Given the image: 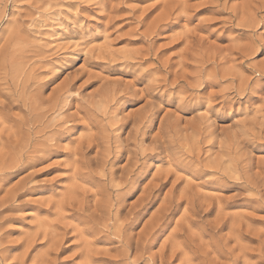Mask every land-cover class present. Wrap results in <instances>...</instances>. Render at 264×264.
<instances>
[{
  "label": "rangeland",
  "instance_id": "rangeland-1",
  "mask_svg": "<svg viewBox=\"0 0 264 264\" xmlns=\"http://www.w3.org/2000/svg\"><path fill=\"white\" fill-rule=\"evenodd\" d=\"M163 13L171 14L159 21ZM156 22L169 26L156 30ZM67 94L68 107L50 109ZM144 111L135 147L132 123ZM65 113L78 117L54 140L50 135L65 127L58 121ZM84 114L90 133L108 141L101 150L128 139L124 149L154 148L158 155L134 183L120 216L150 181L153 164L177 171L173 198L189 181L196 202L210 204L190 227L203 235L205 258L186 250L183 260L147 262L161 243L169 247L175 240L168 233L185 207L181 201L172 224L154 232L144 255L134 260L141 252L132 248L124 264H232L231 255L240 258L235 264H264V0H0V264H114L122 250L112 235L93 241L88 208L73 216L76 192H85L89 208L113 195L98 169L82 178L85 170L66 148L84 139ZM125 160L112 169L125 167ZM235 164L247 173L231 172ZM172 180L133 219L128 234L143 231ZM214 203L225 207L218 230L212 229ZM231 225L242 231L233 233Z\"/></svg>",
  "mask_w": 264,
  "mask_h": 264
},
{
  "label": "bare ground",
  "instance_id": "bare-ground-1",
  "mask_svg": "<svg viewBox=\"0 0 264 264\" xmlns=\"http://www.w3.org/2000/svg\"><path fill=\"white\" fill-rule=\"evenodd\" d=\"M163 15H164V13L161 15L162 17H160L159 21L165 20V18L167 19V17L169 16L167 13L164 16ZM180 16L181 15H179V16L177 15L178 18L177 17H175V18L179 19ZM162 23H163V21H162ZM253 23H254V21H253ZM247 25L248 24H246V26ZM168 26H169V24H167V25L166 24L165 25L160 24L159 25L156 22L154 25V29L156 28V30L157 29L160 30L162 28V30H163V28L168 27ZM248 26L250 27V25H248ZM250 53H252V52H250ZM261 69H262V67L260 68V71H261ZM64 88H65V90L62 88L64 90L63 92H69V90H68L69 87L68 88L64 87ZM37 89H40V87L37 86ZM60 91H62L61 88H60ZM35 92H37V91H35ZM111 93H113V92H111ZM61 94L63 95V93H61ZM69 94L64 96V98L62 100L59 97L60 95H58L57 99L52 103V106L50 109L55 111L56 109L62 110V109H65L64 107H68L70 105V102H71V100L68 99L70 97ZM104 101H106V100H104ZM60 102H61V104L59 105ZM31 109H33V108H31ZM146 112L147 111H144L142 115L138 116V118L133 119V121H134L132 123V124H134L133 139L135 142V144H134L135 147H137L136 146L137 145L136 136L142 135L141 129L143 127L144 120L146 118V116H145ZM77 117H78L77 114L74 115V114L65 113L64 118L62 119L59 116V119L61 118L62 120L60 119L58 121H62L61 123H63L62 125L64 127L65 126L64 124H66V123L70 124V122H73ZM79 119L81 120V121L79 120L81 127L86 130L85 134H84V139L82 141H80L78 144H76V145L74 144L73 146H68L66 148H68L70 150L72 156L77 157V160H75V162H78L79 165H81V168L83 170H85L84 173H81L82 171L80 172L82 175H84V177H82V176L81 177L84 179L91 177L92 172L95 171V170H92V167H94L93 169H98V173L100 175H102V177L105 176L108 180V183L111 184L110 188H112L111 191L113 192V195L110 193L109 195L105 196V198L103 200H101L99 202H98V200L97 201L96 200L91 201V202H93V204L91 205L92 208L90 207L91 210H89L90 208L88 207V204L86 201L87 195L85 194V192L83 194H77V192H76L75 193L76 198L74 197L75 198L74 201L72 203L71 202L70 203L73 207H75L77 209V211L73 214V216H75V217H79L80 214L86 213L85 211L88 208V210H87L88 212L85 214V216L87 218V221L89 223H91V225H92L90 231L93 232V241H102L105 238L107 240H109L110 239L109 236H111V235L120 239L122 250H120L119 254L117 256H115V258L112 262L114 264H124L125 261L129 258V250L132 248L136 251V253H137V251H139V253L141 252V254H133L132 258L134 260L141 258L144 255L147 247L150 245L151 237L153 236L154 232H156L158 230H165V227H163L162 224H169L172 222V220H173L172 218L174 217L173 215L177 212V206L179 205V203L181 201L185 202V207H184V209H182V211L180 210L182 213L178 216V218L176 217L175 221H173V227H172V229H170L168 234H169V237L171 239H175V240L177 237L183 236V240H176V241L174 240L173 242L170 243L169 247L166 246L167 244L165 245L164 243H161L159 248H158L159 251L157 254L155 252L148 254L147 259L149 261H147V262L148 263L153 262L155 260V258L159 259L160 261L164 260L166 263H169L171 260H173L175 258H180V260H183L182 256H184L186 250L192 251V252L196 253L198 256H202L203 258H205L206 252L204 251V249L201 248V247H203L202 246L203 242H201V236H203V235H201V232L199 235L192 233L190 231V227H191V225L196 223L194 217H201V215H199V213L200 212L204 213V211L210 209L209 208L210 204L204 205L203 202H200V203L196 202L198 199L196 200L194 193H190L191 188L188 191V188L190 187V183H188L189 181L184 182L185 185L180 190L178 197L173 198V195L176 192L175 189L177 187L176 182L180 178L176 173L177 171L174 170L176 172H175V174H173L174 171L169 169V167H168L169 165L167 166L168 168H161V169L158 168L157 169L156 167L158 165L153 164V165H155V170L152 172V176H151L150 181L148 183L146 182L147 183V184H145L146 186L145 187L143 186L144 189L141 190V193L139 194V196L137 197L135 202L132 203V206H131L132 209L129 212L124 213L122 216H120V214L122 212L123 202H124L125 198L127 197L128 194H130L134 190L133 189L134 185H135L134 183H136L142 177V175L144 173H146L144 170V167H147L146 165L149 163V161L153 160L154 158H158V155L156 154V152H154V150H153L154 148L153 149H151V148L150 149H145V148L144 149H140V148L138 149L137 148V149H133V150H130L128 148L124 149L125 148L124 145L128 143V142H126L128 139L127 140L125 139L126 141H125L124 145L122 144L123 142L115 141L114 144H116V143L117 144L115 146L113 145L114 146V148L112 147L113 149L111 148V144H110V146H107L106 148H103V150H101V147H99V146L101 144H105V143L107 145L108 141L104 140L105 141L104 142V141L100 140L99 138H97L94 134L90 133V131H89L90 128H88V127H90L89 124L91 122V119L87 114H84L82 116L79 115ZM77 126L78 125L76 123V124L72 125V128H75ZM57 127L58 126H56V128ZM123 127H124V125L122 124L117 129H122ZM68 129H70V127L68 128V126H65L64 128H60L57 131L55 130L56 132L54 134L50 135V138L55 140L56 138L63 136L64 131L68 130ZM48 139H49V137H48ZM138 141L140 143L143 141L142 136L140 137V139H138ZM153 141H155V140H152V142ZM48 142H50V141H47V143ZM255 146H256V144H255ZM93 148H95L96 150L90 156L89 153L91 152V150ZM123 157L126 158V160H125V163L127 162L126 166L125 167H117L115 169H112V167L115 165L116 161H118L119 159H121ZM168 162H169V160H168ZM173 163H174V160H173ZM175 167H178V166H175ZM244 167L245 166L239 167V165L235 164V166L231 169V172L238 174V172L243 171V173L245 174V173H247V171L245 170ZM179 170H181V169H179ZM191 170H187V171H190L191 174L193 173L195 175L197 169L195 171H193V169H191ZM77 171L78 170H76V172ZM199 172L201 173V171H199ZM199 172H197V174L200 177L201 174H199ZM231 172H229L228 174H230ZM202 173H203V171H202ZM197 174H196V176H197ZM171 176H173V180L170 182L171 184H170V187L168 189V193L166 195L167 198L165 200H163L161 204H159V207L157 208V210L151 215L150 220L145 223V226H143L144 228L142 227L143 231L140 234H137L136 237L134 238V236L127 233V231L133 226V223H134L133 219H135V217H137V215L139 213L144 212L142 209H144L146 207L145 206L146 204H148V203L151 204V202H153V198L155 197V195H157L156 192L160 191V189L167 182H169V179ZM238 176H240V175H238ZM231 177H234V176H231ZM241 177L243 178L242 174L238 178H241ZM246 177H244V178H246ZM259 177H260V175H259ZM253 180H254V178H253ZM257 180H258V178H257ZM257 182L260 183L259 181H257ZM201 183H202V181H201ZM203 184H204V182H203ZM191 187H192V185H191ZM206 198H205V200H206ZM215 199H216V201H214L213 197H212V200L214 202H217V200L219 198L217 199V197H216ZM212 200L210 202H212ZM206 202H208V201H206ZM220 202H222V201L220 200L219 203ZM247 202H248V200L246 201V203ZM214 204H217V206H216L217 217L213 221L212 229L217 228V230H218V227H220L223 224V220H224V218H226V215H225V213H222L223 212L222 209L224 206L218 205V203H214ZM225 204L228 205L226 202H225ZM251 206H252V204H251ZM212 208H214V207H212ZM243 215L244 214L237 215L236 217L243 218L244 217ZM131 217H132V219H131ZM192 217L194 220L192 219ZM229 217L234 218L235 216H229ZM237 220H236V222H237ZM234 221H232V222H234ZM238 223L239 224L241 223L243 225L242 221H240V222L238 221ZM229 224H230V222H229ZM243 226H245V225H243ZM240 227H241V225H238L237 227L232 226V227H230V230L233 231V233L236 231L239 232L242 229V228L240 229ZM243 228H245V227H243ZM197 241L198 242L200 241L201 243H198ZM165 251L166 252L168 251L166 256H165ZM211 251H214V248H211ZM224 254H231V252H229V251H228V253L224 252ZM223 257H225V256H223ZM236 259H234V258L232 259V255H231L230 262L232 264H235L238 261V259H240V258H238L237 261H236ZM201 264H203V263L201 262ZM212 264H217V263L212 262Z\"/></svg>",
  "mask_w": 264,
  "mask_h": 264
}]
</instances>
